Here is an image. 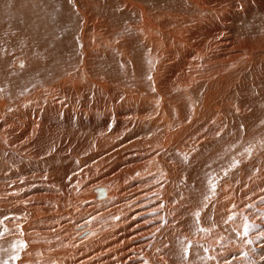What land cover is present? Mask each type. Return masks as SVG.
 <instances>
[{
    "label": "bare ground",
    "instance_id": "obj_1",
    "mask_svg": "<svg viewBox=\"0 0 264 264\" xmlns=\"http://www.w3.org/2000/svg\"><path fill=\"white\" fill-rule=\"evenodd\" d=\"M71 1L77 43L58 55L35 24L0 29V246L38 252L22 264L253 263L264 0ZM71 213L76 236L47 249Z\"/></svg>",
    "mask_w": 264,
    "mask_h": 264
},
{
    "label": "rangeland",
    "instance_id": "obj_2",
    "mask_svg": "<svg viewBox=\"0 0 264 264\" xmlns=\"http://www.w3.org/2000/svg\"><path fill=\"white\" fill-rule=\"evenodd\" d=\"M23 1V2H22ZM28 1V2H27ZM39 1V2H38ZM30 2V3H29ZM32 0H19V2L17 4H19V6L17 7L16 5L14 6V4L12 3H9L8 1L5 3V5H2L0 7V29L2 27V29H8L12 26H17L20 30H25L24 32H30L31 30H29L30 28V23L31 25L32 24H35V26H31V29L34 30L35 32H37L38 34L41 35V40L43 41V44L45 47L47 46V48L45 49L46 51H49L51 53V55H58L60 54V52L65 49H68L70 50V48L72 47V45L75 47V43H77V39H76V35L73 36L71 35V33L73 34L75 32V30L72 28H75V21L73 20V16L71 14H68L67 11L65 12V5H63V3H66L68 4V6H70V4H72V1L71 0H36V2L39 4V7H42V8H39L38 7V4L37 7H38V10L40 11H37V15L33 16L31 14V8H32V4L31 3ZM21 3V4H20ZM23 3V4H22ZM45 3V4H44ZM58 3H62L61 5H59ZM29 4V5H27ZM35 4V3H34ZM56 4V5H55ZM45 8H43V6ZM30 6V7H29ZM51 8H50V7ZM61 6V7H60ZM6 7V8H5ZM27 7H29L27 9ZM59 7V8H58ZM24 8V9H23ZM64 8V9H63ZM9 9V10H8ZM26 9L27 11H29V13L26 12ZM30 9V10H29ZM43 9V10H42ZM63 9V10H61ZM2 10V11H1ZM46 10V11H45ZM52 11V12H51ZM55 11V12H54ZM10 12V13H9ZM43 12V13H42ZM49 12V13H48ZM59 12V13H58ZM64 13L63 15L61 13ZM24 13H26L25 16ZM51 13V14H50ZM42 14V15H40ZM61 14V15H60ZM23 15V16H22ZM40 18H39V16ZM66 15V16H65ZM37 16V17H36ZM23 17V19H22ZM27 19H26V18ZM32 17V18H30ZM34 17V19H33ZM67 17V18H65ZM25 18V19H24ZM32 19V20H31ZM37 19V20H36ZM65 19V20H64ZM28 20V21H27ZM31 20V21H30ZM50 20V21H49ZM64 20V21H62ZM27 21V22H26ZM30 21V22H29ZM39 21V22H38ZM43 21V22H42ZM67 21V22H66ZM26 22V23H25ZM37 22V24H36ZM63 22L67 23L66 25V30H64V27H63ZM39 23V24H38ZM25 24V25H24ZM28 24V25H27ZM74 25V26H73ZM37 26V27H36ZM25 27V28H24ZM27 27V28H26ZM38 29V30H37ZM41 29V31L39 32V30ZM67 31V35H65L66 33L65 32ZM62 32V33H61ZM63 32L65 34H63ZM53 36V37H52ZM64 36V37H63ZM44 37V38H43ZM51 38V39H49ZM68 40H67V39ZM71 38V39H70ZM74 38V39H73ZM46 40V41H45ZM48 40V41H47ZM53 40L55 42H61V43H55L53 42ZM59 40V41H57ZM67 40V41H65ZM75 40V42L73 41ZM73 43H72V42ZM46 42V43H45ZM64 42V43H63ZM49 43V44H48ZM52 43V44H51ZM55 43V44H54ZM58 44V45H57ZM60 44V45H59ZM63 45H65V47H63ZM62 46V47H61ZM68 46V47H66ZM60 47V48H59ZM55 48V49H54ZM62 48V49H61ZM65 48V49H64ZM56 50V52H55ZM59 50V51H58ZM73 50V49H72ZM61 52V53H62ZM8 53V52H7ZM57 57V56H56ZM264 200V197L262 198ZM261 199V200H262ZM131 203L133 202L130 201ZM263 202L264 204V201H261ZM260 212H262L261 216L264 217V205L260 208ZM263 210V211H262ZM71 218H66V219H60V220H55V222L53 223V229L50 230V233H52V237H53V240L54 242H51L49 243V245L47 244H44V246L47 248V249H50L52 251H55L56 252H61V248L62 247H65L64 244L65 243H62L61 244V247H60V244L57 242L61 239H64L65 237H69L70 235L73 236L72 239L76 236V234L72 233L71 232V229L69 231L68 227L70 225L71 227V224L73 225L74 222L77 223L76 221L79 220V221H82L81 217H78V214L77 213H71ZM77 215V216H76ZM75 216V217H74ZM76 221H75V220ZM92 219H88L86 220V224H87V227L85 230H88L91 232L90 234H93L95 233V235H97L98 233L99 234H105L104 232L106 233H110V231H112L113 229H109L107 226L104 227V225L101 227V226H97V222H93ZM251 221V223H253L251 219H249ZM61 221V222H60ZM78 221V223H79ZM103 221V220H102ZM69 222V223H67ZM105 222V221H104ZM107 223V222H106ZM66 224V225H65ZM96 224V226H95ZM108 225H110L109 223H107ZM61 226V227H60ZM93 226V227H92ZM57 227L59 229H57ZM65 227V228H64ZM62 228V230H61ZM65 230H64V229ZM67 228V229H66ZM104 228V229H103ZM97 229V230H96ZM101 229V231H100ZM107 229V230H106ZM53 230V231H52ZM61 230V232L59 231ZM64 230V231H63ZM68 230V231H67ZM83 230V231H85ZM108 231V232H107ZM69 232V233H68ZM62 235H61V234ZM68 234V235H66ZM98 234V235H99ZM151 234V233H150ZM70 236V237H71ZM101 236V235H100ZM100 238V237H99ZM102 238V236H101ZM33 241H36L40 244H43V242H39L38 240H36L35 238L32 239ZM31 240V241H32ZM36 242H33V243H36ZM44 243H48V242H44ZM74 244V242L72 243H69V244H66V246L71 247L72 245ZM16 246L14 245H10L8 244L7 245H1L0 246V264H22L19 260L20 263H17V260L15 261L16 257H19V253L22 252V255H23V258H25V256H27L28 254H31V255H38V252L36 250L34 251H31L30 253L28 252H25L24 250V246L22 243H16L15 244ZM73 246H76V245H73ZM15 247V248H14ZM77 247V246H76ZM74 250H78L79 247H77ZM17 248V249H16ZM13 249V250H12ZM15 249V250H14ZM59 249V250H58ZM3 250V251H2ZM20 252H19V251ZM23 250V251H22ZM63 251V250H62ZM65 251H63V254H64ZM66 253V252H65ZM262 257V258H261ZM47 261H45L43 264H53L54 263V260L53 258L49 259V258H46ZM258 260V261H257ZM34 262V263H33ZM67 262L64 261L62 264H66ZM25 264H28V263H25ZM31 264V262L29 263ZM32 264H39L35 261V259L32 260ZM250 264H264V255H261L259 256V258H257L253 263H250Z\"/></svg>",
    "mask_w": 264,
    "mask_h": 264
},
{
    "label": "water",
    "instance_id": "obj_3",
    "mask_svg": "<svg viewBox=\"0 0 264 264\" xmlns=\"http://www.w3.org/2000/svg\"><path fill=\"white\" fill-rule=\"evenodd\" d=\"M99 196L102 197V194H100Z\"/></svg>",
    "mask_w": 264,
    "mask_h": 264
}]
</instances>
